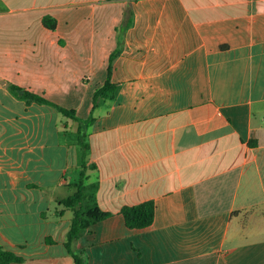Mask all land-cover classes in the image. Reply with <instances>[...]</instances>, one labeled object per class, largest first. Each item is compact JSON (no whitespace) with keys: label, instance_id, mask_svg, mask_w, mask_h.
<instances>
[{"label":"crops","instance_id":"0c3cea01","mask_svg":"<svg viewBox=\"0 0 264 264\" xmlns=\"http://www.w3.org/2000/svg\"><path fill=\"white\" fill-rule=\"evenodd\" d=\"M108 74L114 98L94 108ZM81 178L113 214L73 244L85 264H264V0H0V245L13 264H74L72 211L58 212ZM146 201L153 223L128 228L121 209Z\"/></svg>","mask_w":264,"mask_h":264},{"label":"trees","instance_id":"16d2710c","mask_svg":"<svg viewBox=\"0 0 264 264\" xmlns=\"http://www.w3.org/2000/svg\"><path fill=\"white\" fill-rule=\"evenodd\" d=\"M44 23L50 30L56 28V20L50 16L44 18ZM113 59L114 57L112 56L110 58L108 73L111 70ZM6 87L14 97L25 101L27 104L36 103L39 105H47L55 108L59 113L65 116H71L80 123L81 128L83 120L75 116L74 110L65 109L45 97L32 93L15 84L7 83ZM116 90L117 86L111 82L110 74H108L105 83L98 88L93 95V107L95 108L97 102L101 99L114 98ZM91 121H93V119L89 120V122ZM83 138L84 135L79 133L78 145L81 147L83 153H85L88 150V145L84 143ZM74 187L76 188L75 192L61 201L63 209L58 212V215L62 216L65 210L72 211V219L66 235L65 247L73 257L74 264H85V258L74 249L73 244L91 225L105 220L113 214L100 208L97 200V183H87L85 179L81 178L80 182L75 184ZM121 214L128 228L143 229L149 227L154 221L155 204L153 201H146L137 205L124 206L121 209ZM48 242L52 243L53 241L49 238ZM13 263H23V259L11 251L5 250L0 245V264Z\"/></svg>","mask_w":264,"mask_h":264}]
</instances>
